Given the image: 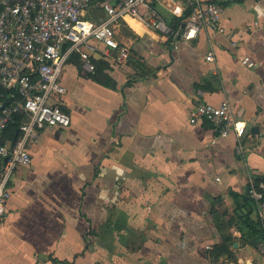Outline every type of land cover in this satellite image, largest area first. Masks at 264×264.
I'll list each match as a JSON object with an SVG mask.
<instances>
[{"label":"crops","instance_id":"0c3cea01","mask_svg":"<svg viewBox=\"0 0 264 264\" xmlns=\"http://www.w3.org/2000/svg\"><path fill=\"white\" fill-rule=\"evenodd\" d=\"M230 1L226 32L209 35L214 61L206 33L176 48L134 17L116 27L127 63L100 51L106 62L91 75L70 57L61 104L71 123L44 128L29 144L32 163L15 170L0 264H137L114 252L108 228L119 245L166 264H210L204 246L227 231L240 236L224 213L236 204L232 191L246 193L249 177L264 175V0ZM225 99L246 125L243 153L235 131L224 137L190 121L199 103Z\"/></svg>","mask_w":264,"mask_h":264},{"label":"built area","instance_id":"2783aa9c","mask_svg":"<svg viewBox=\"0 0 264 264\" xmlns=\"http://www.w3.org/2000/svg\"><path fill=\"white\" fill-rule=\"evenodd\" d=\"M96 0H26L11 3L0 0V88L8 92L6 106L0 104V228L8 213L9 184L19 165H30L32 156L29 144L47 126L68 127L70 115L61 104L66 93L61 77L66 63L73 54L79 56L83 70L93 73L95 65L91 53L101 51L118 64L130 59V50L117 37V25L125 15H130L163 37L179 41H192L200 34L226 32L222 23L224 6L214 0H100L106 18L97 22L87 16ZM171 3L170 12L180 16L190 9L184 20L185 28L178 38L160 13L161 5ZM206 60L214 61V44ZM103 43L100 50L93 42ZM232 44L237 46L238 42ZM241 62L249 68L256 66L249 55ZM26 118L13 140L4 141V131L17 114ZM192 123L209 122L220 136L232 131L238 136L236 149L243 153L241 137L246 125L239 123L234 105L228 100L220 104L199 103L191 112ZM248 194L256 202L258 215L264 222V181L252 176L248 181Z\"/></svg>","mask_w":264,"mask_h":264},{"label":"trees","instance_id":"16d2710c","mask_svg":"<svg viewBox=\"0 0 264 264\" xmlns=\"http://www.w3.org/2000/svg\"><path fill=\"white\" fill-rule=\"evenodd\" d=\"M219 2L224 7L229 5L232 1L230 0H214ZM100 0H96L93 3L91 9V14L95 16L97 22L103 21L106 16L102 7H100ZM190 9L184 11L180 16H174L169 24L176 31L184 23V20L189 16ZM121 21V20H120ZM174 39V37H170ZM78 57V56H77ZM92 61L95 65V71L91 75H96L97 71L103 68L102 64L106 61L105 56L102 55L100 51L91 53ZM79 59V57H78ZM80 61V60H79ZM81 63V62H80ZM81 66V64H80ZM8 92L0 88V104L7 101ZM1 109V107H0ZM26 116L24 113L17 114L9 122L7 128L4 131V141L13 140L15 135L20 129L22 122L25 120ZM209 123V122H206ZM210 124V123H209ZM256 181H264V175L255 176ZM249 186V185H248ZM170 189H167V191ZM165 193L161 191L156 192V202L161 199ZM167 194V193H166ZM232 195L236 200V204L232 210H227L224 213L225 221L231 230H237L240 234L239 237L233 235V231H227L222 234V239L220 242L215 243L213 250L209 251L207 254L210 257H220L224 255H231V246L237 241L242 242L243 245H251L253 247L259 248L261 245L264 246V222L260 219L258 215V209L256 202L248 194V187L246 193H237L232 191ZM217 202H222V196L216 197ZM215 202L212 203V205ZM108 228V231H103L106 235V239L113 243L114 252L122 256H127L132 261L134 260L137 264H166V257H155L147 252L139 251L140 249L129 250L127 247L119 245L117 243V235L115 231ZM96 232L97 231H92ZM138 251V252H137ZM58 262L56 259L54 262ZM148 262V263H147ZM236 264V263H235Z\"/></svg>","mask_w":264,"mask_h":264},{"label":"rangeland","instance_id":"374dc122","mask_svg":"<svg viewBox=\"0 0 264 264\" xmlns=\"http://www.w3.org/2000/svg\"><path fill=\"white\" fill-rule=\"evenodd\" d=\"M171 3L166 2L164 5H161L160 13L163 17L170 22L174 17L170 12ZM128 19H133L127 16ZM137 21L133 19L131 21ZM220 242V241H218ZM217 240L215 242H211L207 244L208 246H204L203 251L208 254L209 251L213 250L214 244L218 243ZM232 254L227 256H220V257H209L210 264H247L248 258H253V264H264V246L261 245L259 248L253 247L251 245H243L242 242L237 241V244L231 246ZM148 263V262H147Z\"/></svg>","mask_w":264,"mask_h":264},{"label":"water","instance_id":"95a60500","mask_svg":"<svg viewBox=\"0 0 264 264\" xmlns=\"http://www.w3.org/2000/svg\"><path fill=\"white\" fill-rule=\"evenodd\" d=\"M11 3H18V2H23V1H26V0H7ZM185 22L182 23L180 29H179V35H178V38L180 39L181 38V34L183 33V30L185 28ZM4 106H6V103L4 104ZM252 133H258L259 132V127L257 125H254L251 129ZM17 136H18V132L17 134L15 135L14 139H13V144L15 143L16 139H17ZM237 244V242L235 243V245Z\"/></svg>","mask_w":264,"mask_h":264},{"label":"bare ground","instance_id":"6f19581e","mask_svg":"<svg viewBox=\"0 0 264 264\" xmlns=\"http://www.w3.org/2000/svg\"><path fill=\"white\" fill-rule=\"evenodd\" d=\"M127 16L131 17L130 15H125L124 18L126 19ZM124 18H123V19H124ZM134 19H135V18H134ZM136 20L139 21L141 24L145 25L148 29L151 30V28H150L148 25H146L145 23H143L142 21H140V20H138V19H136Z\"/></svg>","mask_w":264,"mask_h":264}]
</instances>
